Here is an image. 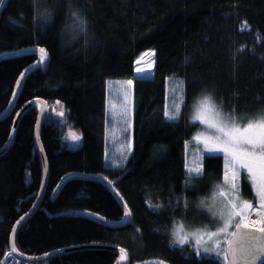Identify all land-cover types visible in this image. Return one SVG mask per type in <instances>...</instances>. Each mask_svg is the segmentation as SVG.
<instances>
[{"label":"trees","instance_id":"obj_1","mask_svg":"<svg viewBox=\"0 0 264 264\" xmlns=\"http://www.w3.org/2000/svg\"><path fill=\"white\" fill-rule=\"evenodd\" d=\"M37 3L40 12L52 10L50 19L37 13ZM70 5L87 20L86 32L74 25ZM37 48L46 49V63L23 82L6 117L1 116L17 82L38 56L0 59V151L29 101L45 100L63 113L61 118L47 115L41 126L48 183L39 209L16 234L17 249L39 257L105 245L127 250L129 264H225L223 258L198 257L189 245L174 247L172 233L178 224L192 230L213 227L207 209L215 186L224 184L222 156H205L203 179L186 187V152L204 129L190 119L196 99L209 92L225 113L234 109L237 117L264 108V0H9L0 18V57ZM148 50L156 55L154 75L138 78L135 62ZM108 80L133 81L132 149L122 168L105 164ZM170 82L184 89L177 121L163 115ZM37 119V111L29 109L0 156V264L13 259L18 264H115L118 255L105 249H80L41 263L10 255L13 228L32 209L43 183ZM71 130L82 137L80 148L70 149ZM73 173L107 180L76 176L56 193ZM241 184V198H252L245 176ZM114 191L132 214L123 228L96 220L123 219Z\"/></svg>","mask_w":264,"mask_h":264},{"label":"snow or ice","instance_id":"obj_2","mask_svg":"<svg viewBox=\"0 0 264 264\" xmlns=\"http://www.w3.org/2000/svg\"><path fill=\"white\" fill-rule=\"evenodd\" d=\"M3 3L4 0H0V5ZM69 8V15L73 18L74 25L80 31L86 32L87 20L79 14V11L71 10V5ZM35 10L46 20L53 15L52 10L48 8L40 12L38 3ZM39 52L43 54L40 58L43 63L47 58L46 49L40 48ZM139 63L140 59L137 60V64ZM153 64L154 60L145 67H137V75L145 76L151 71ZM125 83L132 85L133 81L128 80ZM125 98L127 99L126 93ZM126 111L127 106H125V113H121V115L126 114ZM192 111V122L199 121L205 126L192 139L198 144L202 143L204 151L210 156L218 152L223 153L224 182L230 187L216 185L211 197L208 212L211 220L216 224L215 231L206 225L203 229L184 233L181 225L179 233L175 231L172 233V244L174 247L176 245L184 246L194 241V251L197 256L215 254L217 257L222 256L225 264H240V262L256 264L257 260L264 257V108L259 109L254 115L237 117L234 109L232 112L225 113L221 104H217L214 96L209 92H204L194 102ZM163 115L168 121H177L181 115L180 107L173 105L170 110L168 105H165ZM74 139H79V137H74ZM188 144L189 141H185L186 148ZM202 159L203 156L200 157V161ZM200 161L192 166L185 164L186 187L188 186L187 182L192 179H203V165ZM241 169H245L247 172V180L251 183L254 198L259 205L258 208L254 209L250 201L240 200L237 181ZM105 179L107 180V177ZM109 183L112 182L109 181ZM204 203L205 201L202 200L201 204ZM187 206V201H185V208ZM150 207L153 206L150 205ZM154 207L161 209L163 205ZM125 209L127 216L129 214L127 205H125ZM250 209L254 210L258 217L254 230H250L252 229L249 222ZM23 219L24 217H21V220ZM231 227L238 231L230 232ZM221 237H223L226 247L221 246ZM160 264H164V262L161 261Z\"/></svg>","mask_w":264,"mask_h":264},{"label":"rangeland","instance_id":"obj_3","mask_svg":"<svg viewBox=\"0 0 264 264\" xmlns=\"http://www.w3.org/2000/svg\"><path fill=\"white\" fill-rule=\"evenodd\" d=\"M155 51L153 55V50H148L140 54L137 58L140 59V63L137 64V60L135 62L134 74L138 78H151L154 75V67H155ZM154 60V64L151 68V71L148 72L145 76H138L136 73L137 67H145L149 62ZM126 80H108L107 87V141H106V153H105V164L112 168H122L125 166L132 149V113H133V83L132 85H127ZM125 93L127 94V99L125 98ZM167 96L168 102L167 105L171 110L173 105L179 106L180 111L182 112L185 104V96L184 89L180 83L170 82L167 88ZM125 106H127L126 114L121 115V113H125ZM193 109V108H192ZM53 108H51V111ZM56 110V109H55ZM60 112V111H59ZM193 111L190 112V119L192 121ZM194 123H199V121H195ZM202 125V124H201ZM204 126V125H202ZM205 127V126H204ZM203 127V128H204ZM193 140V139H192ZM210 156L207 152L204 151L203 144L197 143L196 141H192L190 143L187 152H186V163L189 166H192L200 161V157ZM213 156H222L223 158V176H224V155L223 153H215ZM203 165V159L200 161ZM245 176L247 178V172L245 169L240 170V176L238 178L239 191L238 195L241 201L245 199L241 198V182L242 178ZM224 179V178H223ZM250 182V181H249ZM251 184V183H250ZM224 187H230V185H222ZM219 199V198H218ZM247 201H252L253 206H259L256 199L254 198V192L252 198L246 199ZM211 203V202H210ZM201 205V204H200ZM150 206V204H149ZM208 212V209H207ZM209 218L210 217V213ZM212 221V220H211ZM181 225L178 224L175 228V232L181 231ZM183 226L184 233H191L195 230L190 228H186ZM204 228V227H203ZM202 228V229H203ZM212 231H215L216 224L213 223V227L210 226ZM229 231H235L234 227H231ZM189 245L192 250L195 248L194 241L191 243H187L184 246L176 245L180 248ZM221 246L226 247V243L224 242L223 237H221ZM198 257H214V258H222V256L217 257L215 254L205 255L202 254ZM161 261L158 260H150L146 261L144 264H160ZM11 264H18L16 259H13ZM166 264V263H164Z\"/></svg>","mask_w":264,"mask_h":264},{"label":"water","instance_id":"obj_4","mask_svg":"<svg viewBox=\"0 0 264 264\" xmlns=\"http://www.w3.org/2000/svg\"><path fill=\"white\" fill-rule=\"evenodd\" d=\"M9 0H4V3L2 5H0V18L1 15L5 9V7L7 6ZM40 48L34 49V50H26V51H22L20 53H12V54H5L3 56L0 57V59H5V58H10V57H16L19 55H23V54H29V53H35L38 56V60L35 64H33L30 68H28L27 70L24 71V73L21 75L20 79H19V83L17 85L16 88V92L14 94V97L12 99L11 105L10 107L7 109V111L1 116V117H6L10 114V112L12 111V107L15 104V101L17 99V96L19 95V92L21 90L22 84L23 82L26 80V78L33 73L36 69H38L39 67L43 66L46 63V60L41 63L40 58L43 55L42 53L39 52ZM29 109H35L38 113V119H37V123H36V128H35V137H36V143L41 155V159H42V163H43V168H44V176H43V183L41 186V190L39 193V196L37 198L36 203L34 204V206L32 207V209L26 213L24 216V219L21 220V218L18 220L19 223H16L13 231L11 233L10 236V255L16 257L17 259L24 261V262H28V263H41V262H46L47 260L53 258L54 256L57 255H61V254H65L68 252H72V251H76V250H80V249H105L111 252H114L118 255L117 261L115 264H128L129 263V254L127 252V250L121 248V247H116V246H103V245H86V246H81V247H74V248H66V249H62V250H58L55 252H51L48 253L47 255H42L39 257H26L23 254H21L16 247V234L19 230V228L23 225V223H25L36 211L37 209H39L41 202H42V198L44 195V192L46 190V186L48 183V177H49V170H48V161H47V157L40 139V130H41V126L43 124V121L45 119V117L47 115H49L50 113L53 116H56L58 118H61L62 115L60 113H56L55 109L53 108V110L51 111V108L48 105V102H46L45 100L42 99H34L29 101L28 103H26L22 109L17 113L14 123H13V128H12V132L9 138L8 143L6 144V146L0 151V156L4 155L8 149L11 147L15 134H16V130L18 127V124L21 120V118L24 116V114L29 110ZM0 117V118H1ZM79 137V139H74V137ZM68 142H69V147L70 149H76V148H80L82 146V137L79 136L78 134H76L75 132H73L72 130L68 132V138H67ZM83 177V178H97L102 182H106L104 178L102 177H96V176H86V175H81V174H68L66 175L60 182L59 186L56 189V193H58L62 187L65 185V183L67 182L68 179L73 178V177ZM114 196L116 197L117 201L119 202V204L121 205V207L124 210V217L122 220L119 221H109V220H104V219H100L97 218L96 220L99 221L100 223H102L103 225L110 227V228H123L126 227L132 217V214L127 206V210H128V215H125L126 209H125V205H127L124 201V199L121 197V195L117 192L114 191ZM255 228H252L250 230H254ZM235 231H238L235 229ZM123 250V251H122ZM6 262V261H5ZM264 263V257H262L260 260L256 261V264H263ZM240 264H243V262H240Z\"/></svg>","mask_w":264,"mask_h":264},{"label":"bare ground","instance_id":"obj_5","mask_svg":"<svg viewBox=\"0 0 264 264\" xmlns=\"http://www.w3.org/2000/svg\"><path fill=\"white\" fill-rule=\"evenodd\" d=\"M56 111V113H57V110H55ZM51 114V113H50ZM74 132V131H73ZM76 133V132H75ZM77 134V133H76ZM80 136V135H79ZM259 206H253V208L255 209V208H258ZM250 212H251V217H250V224H251V226H252V228H256V224H255V221L258 219V217H257V215H256V212L254 211V210H249ZM18 250V249H17ZM19 251V250H18ZM20 252V251H19ZM21 253V252H20ZM22 254V253H21ZM16 258V257H15ZM129 259H130V257H129ZM19 260V259H18ZM129 263H130V260H129ZM128 263V264H129Z\"/></svg>","mask_w":264,"mask_h":264},{"label":"flooded vegetation","instance_id":"obj_6","mask_svg":"<svg viewBox=\"0 0 264 264\" xmlns=\"http://www.w3.org/2000/svg\"><path fill=\"white\" fill-rule=\"evenodd\" d=\"M255 203H257V202H255Z\"/></svg>","mask_w":264,"mask_h":264}]
</instances>
